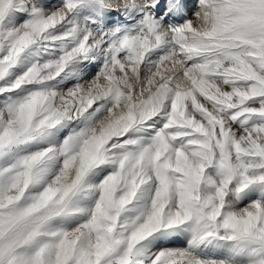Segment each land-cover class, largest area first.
Here are the masks:
<instances>
[{
  "label": "snow or ice",
  "instance_id": "obj_1",
  "mask_svg": "<svg viewBox=\"0 0 264 264\" xmlns=\"http://www.w3.org/2000/svg\"><path fill=\"white\" fill-rule=\"evenodd\" d=\"M0 264H264V0H0Z\"/></svg>",
  "mask_w": 264,
  "mask_h": 264
}]
</instances>
